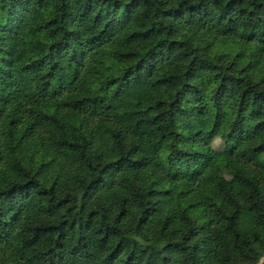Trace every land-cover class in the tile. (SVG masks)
Segmentation results:
<instances>
[{
  "label": "trees",
  "instance_id": "16d2710c",
  "mask_svg": "<svg viewBox=\"0 0 264 264\" xmlns=\"http://www.w3.org/2000/svg\"><path fill=\"white\" fill-rule=\"evenodd\" d=\"M0 264H264V0H0Z\"/></svg>",
  "mask_w": 264,
  "mask_h": 264
},
{
  "label": "rangeland",
  "instance_id": "374dc122",
  "mask_svg": "<svg viewBox=\"0 0 264 264\" xmlns=\"http://www.w3.org/2000/svg\"><path fill=\"white\" fill-rule=\"evenodd\" d=\"M140 132L142 134V145L145 146V147H151L152 144L154 143L153 135L145 127L141 128ZM143 135H145L144 138H143ZM215 147L216 148L222 147V141L221 140H217L215 142Z\"/></svg>",
  "mask_w": 264,
  "mask_h": 264
}]
</instances>
